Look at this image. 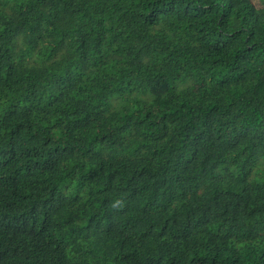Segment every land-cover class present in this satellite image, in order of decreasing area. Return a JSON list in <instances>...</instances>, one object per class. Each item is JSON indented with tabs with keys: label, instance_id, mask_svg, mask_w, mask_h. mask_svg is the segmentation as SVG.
I'll use <instances>...</instances> for the list:
<instances>
[{
	"label": "trees",
	"instance_id": "16d2710c",
	"mask_svg": "<svg viewBox=\"0 0 264 264\" xmlns=\"http://www.w3.org/2000/svg\"><path fill=\"white\" fill-rule=\"evenodd\" d=\"M0 264H264V5L0 0Z\"/></svg>",
	"mask_w": 264,
	"mask_h": 264
},
{
	"label": "rangeland",
	"instance_id": "374dc122",
	"mask_svg": "<svg viewBox=\"0 0 264 264\" xmlns=\"http://www.w3.org/2000/svg\"><path fill=\"white\" fill-rule=\"evenodd\" d=\"M253 3L257 8H260L264 5V0H253Z\"/></svg>",
	"mask_w": 264,
	"mask_h": 264
}]
</instances>
